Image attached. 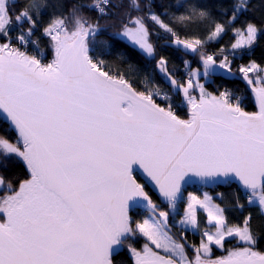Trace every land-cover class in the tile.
Instances as JSON below:
<instances>
[{
	"label": "snow or ice",
	"instance_id": "obj_1",
	"mask_svg": "<svg viewBox=\"0 0 264 264\" xmlns=\"http://www.w3.org/2000/svg\"><path fill=\"white\" fill-rule=\"evenodd\" d=\"M0 264H264V0H0Z\"/></svg>",
	"mask_w": 264,
	"mask_h": 264
}]
</instances>
